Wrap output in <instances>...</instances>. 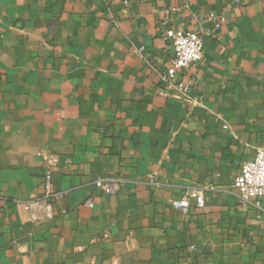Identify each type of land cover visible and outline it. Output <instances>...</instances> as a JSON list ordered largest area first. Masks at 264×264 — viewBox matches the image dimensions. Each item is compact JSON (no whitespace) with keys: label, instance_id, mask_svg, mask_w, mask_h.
I'll use <instances>...</instances> for the list:
<instances>
[{"label":"crops","instance_id":"obj_1","mask_svg":"<svg viewBox=\"0 0 264 264\" xmlns=\"http://www.w3.org/2000/svg\"><path fill=\"white\" fill-rule=\"evenodd\" d=\"M211 13L179 76L202 105L164 96L166 30ZM258 148L264 0H0V264H264V215L232 193Z\"/></svg>","mask_w":264,"mask_h":264},{"label":"built area","instance_id":"obj_2","mask_svg":"<svg viewBox=\"0 0 264 264\" xmlns=\"http://www.w3.org/2000/svg\"><path fill=\"white\" fill-rule=\"evenodd\" d=\"M173 11H177L173 9ZM202 24L208 23L200 32L190 31L183 28L166 30L165 40L169 42L172 49L170 61L165 69H158V74L163 81L161 93L170 96L171 91H177L182 100L194 106H201V98L194 96L190 84L180 81V74L183 70L200 64L205 58V47L203 35L214 37L221 28L228 23V19L222 13H211L210 16L201 20ZM44 161V183L47 196L53 195L54 173L56 158L51 152L41 153ZM96 186L107 195H115L122 188L121 181L115 179H100ZM232 193L241 204L254 206L264 215V148H258L253 159L244 162L237 174ZM194 199L199 208L205 204L202 192H193L185 195L181 200L175 201L173 207L176 210L187 212L190 207V200ZM89 208L94 207L93 198L85 202Z\"/></svg>","mask_w":264,"mask_h":264}]
</instances>
